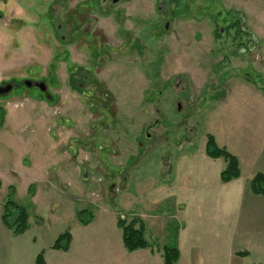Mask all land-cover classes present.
I'll return each mask as SVG.
<instances>
[{"label": "rangeland", "instance_id": "rangeland-1", "mask_svg": "<svg viewBox=\"0 0 264 264\" xmlns=\"http://www.w3.org/2000/svg\"><path fill=\"white\" fill-rule=\"evenodd\" d=\"M4 83L18 88L0 98V137L35 139H7L0 158L12 166L8 149L24 144L55 172L46 198L19 191L15 202L52 242L90 203L124 210L168 182L206 135L224 148L233 121L264 120L243 89L264 92V0H0Z\"/></svg>", "mask_w": 264, "mask_h": 264}, {"label": "crops", "instance_id": "crops-1", "mask_svg": "<svg viewBox=\"0 0 264 264\" xmlns=\"http://www.w3.org/2000/svg\"><path fill=\"white\" fill-rule=\"evenodd\" d=\"M221 88L233 89L235 84ZM219 89L216 85L211 94ZM243 89L258 98L264 110V92ZM226 128L223 147L237 158L239 178L221 183L219 175L225 164L222 159L207 157L205 145L179 155L170 180L148 185L129 208L106 209L90 203L96 207L91 220L84 225L75 221L69 229L67 251L52 250L58 236L45 241L30 214L29 228L21 235L2 225L1 207L7 197L17 203L22 191L35 204L41 195L48 196L50 188L57 187L55 172L36 161L30 146L27 151L24 144L14 151L9 148L10 156L17 160L11 166L0 158V264H35L40 252L45 264H163V247L174 245L179 252L176 264H264V196L249 189L251 179L264 174V120L233 121ZM13 137L18 143L35 139ZM13 137L2 135L0 143L4 145ZM167 202L170 206L161 210ZM128 214L142 221L151 248L124 249L117 218Z\"/></svg>", "mask_w": 264, "mask_h": 264}, {"label": "trees", "instance_id": "trees-1", "mask_svg": "<svg viewBox=\"0 0 264 264\" xmlns=\"http://www.w3.org/2000/svg\"><path fill=\"white\" fill-rule=\"evenodd\" d=\"M235 23L229 28H234ZM1 115V114H0ZM205 154L211 159H222L225 166L220 172V182L228 183L239 178L240 171L237 158L229 153L225 148L217 146L212 135H206ZM250 192L254 195L264 196V174H256L249 183ZM88 214L87 210L77 212L76 217L80 224H87L91 220V215L88 214L87 219L83 216ZM29 217L24 207L13 202L7 197L2 202L1 207V222L2 225L10 230L15 235H21L29 228ZM117 227L121 233V240L124 249L127 252H133L139 249L151 248L144 237V227L141 221L137 218L130 220L124 217L117 218ZM71 241L70 232L66 231L59 235L51 246L52 250L67 251ZM163 264H176L179 258L177 247H163ZM35 264H45L43 252H40L35 260Z\"/></svg>", "mask_w": 264, "mask_h": 264}, {"label": "flooded vegetation", "instance_id": "flooded-vegetation-1", "mask_svg": "<svg viewBox=\"0 0 264 264\" xmlns=\"http://www.w3.org/2000/svg\"><path fill=\"white\" fill-rule=\"evenodd\" d=\"M101 1H103V2H106L107 0H101ZM118 1L119 0H116V1H114V0H111V3H113V4H116V3H118ZM240 29V33H238V35L240 34L241 35V33H244L245 34V31L244 30H242V28H239ZM236 38H238V37H236ZM235 40V39H234ZM26 83H28V85L26 84ZM23 84H24V86H26V87H28V88H34L36 91H38L40 94H44L45 92H47V88H46V85H45V83H43V82H32V81H24L23 82ZM7 85H10L11 86V89H10V91H8L7 93H5V94H0V98H5V97H8L12 92H13V90H15V89H17L18 88V85L16 84V83H12V84H8V83H4L2 86H0V87H5V86H7ZM177 109H180V105L178 104L177 105ZM159 126V121L157 120V119H155L154 121H153V124H152V126L150 125V126H147L146 128H145V132H144V136L149 140V138H150V134H149V129L150 128H157ZM138 144V146L137 147H139V149H141L142 148V145H141V143L139 144V143H137Z\"/></svg>", "mask_w": 264, "mask_h": 264}, {"label": "water", "instance_id": "water-1", "mask_svg": "<svg viewBox=\"0 0 264 264\" xmlns=\"http://www.w3.org/2000/svg\"><path fill=\"white\" fill-rule=\"evenodd\" d=\"M114 1H116V0H114ZM26 84L28 85V83H26ZM10 89H11V86L10 85H7L5 87H0V94H5L8 91H10Z\"/></svg>", "mask_w": 264, "mask_h": 264}]
</instances>
